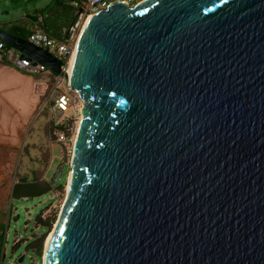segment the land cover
<instances>
[{
    "label": "water",
    "instance_id": "water-1",
    "mask_svg": "<svg viewBox=\"0 0 264 264\" xmlns=\"http://www.w3.org/2000/svg\"><path fill=\"white\" fill-rule=\"evenodd\" d=\"M0 40L82 102L44 264H264V0L115 3L70 75Z\"/></svg>",
    "mask_w": 264,
    "mask_h": 264
},
{
    "label": "rangeland",
    "instance_id": "rangeland-1",
    "mask_svg": "<svg viewBox=\"0 0 264 264\" xmlns=\"http://www.w3.org/2000/svg\"><path fill=\"white\" fill-rule=\"evenodd\" d=\"M52 3L54 0H0V24L31 21L36 10ZM55 76V73L52 76L42 75L37 82L50 84ZM59 91L71 99V105L64 117H73L76 110H81L82 102L77 103L78 95L64 85ZM80 120L79 116L73 119L77 131ZM27 130L19 150L0 149V212H6V217L0 219V224H6L0 264H39V261L44 264L46 242L55 229L67 198L77 131L72 141L67 144L51 141L52 130L47 110L36 114L29 121ZM33 143H38L40 150H35ZM35 181H39L42 186L49 183L51 191L29 196L27 186L30 187ZM18 183L20 186L16 190ZM41 242L43 250L40 260L34 247Z\"/></svg>",
    "mask_w": 264,
    "mask_h": 264
},
{
    "label": "built area",
    "instance_id": "built-area-1",
    "mask_svg": "<svg viewBox=\"0 0 264 264\" xmlns=\"http://www.w3.org/2000/svg\"><path fill=\"white\" fill-rule=\"evenodd\" d=\"M75 9L74 21L67 27L61 38H53L47 34L42 27V17L38 21L31 23L29 27L30 35L27 39L33 45L48 51L56 58L63 60L67 64V73L69 74L70 61L76 52L78 41L83 32L85 23L97 12L107 10L110 6L118 2H124L130 7L140 5L148 0H71ZM22 54L9 47L5 42L0 40V63L7 64L13 68L32 76H52L53 72L40 63L33 64L32 61L23 59ZM64 85L65 78L57 75L53 83L47 86L42 97V101L36 111L39 115L47 110L49 122L52 130L51 141L56 140L59 143L67 144L72 141L76 134L77 127L73 119L81 117L80 110H76L73 117H64L69 110L71 99L65 93L59 91ZM67 88V87H66ZM70 91V90H69ZM77 103L80 100L77 98ZM49 106V107H48ZM48 107V108H47Z\"/></svg>",
    "mask_w": 264,
    "mask_h": 264
},
{
    "label": "crops",
    "instance_id": "crops-1",
    "mask_svg": "<svg viewBox=\"0 0 264 264\" xmlns=\"http://www.w3.org/2000/svg\"><path fill=\"white\" fill-rule=\"evenodd\" d=\"M37 79L0 63V149L19 150L25 132L28 133V123L36 116L48 86ZM37 144L32 146L40 150ZM4 213L0 212V219L6 217Z\"/></svg>",
    "mask_w": 264,
    "mask_h": 264
},
{
    "label": "trees",
    "instance_id": "trees-1",
    "mask_svg": "<svg viewBox=\"0 0 264 264\" xmlns=\"http://www.w3.org/2000/svg\"><path fill=\"white\" fill-rule=\"evenodd\" d=\"M30 2H36L38 0H29ZM71 0L67 3L65 0H54V3L49 4L47 7L36 10V15L32 18L31 21H21L16 24H0V28L5 30L6 32L20 38L29 39L30 31L29 26L31 22L38 21L40 17H42V27L47 32V34L53 38H61L63 31L71 25L74 21V12L75 9L71 4ZM3 26V27H1ZM40 76H37L39 78ZM53 81L50 82L51 85ZM19 183L16 185V190L18 188ZM20 186V185H19ZM27 192L29 196H36L42 195L46 192L51 191V185L46 184L42 186L39 184V181H35L34 183L30 184V187L27 186ZM25 195H27L25 193ZM5 225L0 224V262L2 259V247L3 241L5 239ZM43 242L40 245L34 247L36 251H34L41 260V253L43 250ZM37 248V249H36ZM40 264V261H39Z\"/></svg>",
    "mask_w": 264,
    "mask_h": 264
},
{
    "label": "bare ground",
    "instance_id": "bare-ground-1",
    "mask_svg": "<svg viewBox=\"0 0 264 264\" xmlns=\"http://www.w3.org/2000/svg\"><path fill=\"white\" fill-rule=\"evenodd\" d=\"M87 22H88V21H87ZM87 22L85 23V26L87 25ZM85 26H84V28H85ZM74 57H75V53H74V55L72 56V59H71V61H70L69 75L71 74V67H72V65H73ZM80 122H81V120H80ZM80 122H79V123H80ZM79 125H80V124H79ZM68 185H69V181H68ZM68 187H69V186H68ZM52 233H53V232H52ZM51 236H52V234L49 236V238H48V240H47V242H46L45 257H46V253H47L48 243H49V241H50Z\"/></svg>",
    "mask_w": 264,
    "mask_h": 264
}]
</instances>
